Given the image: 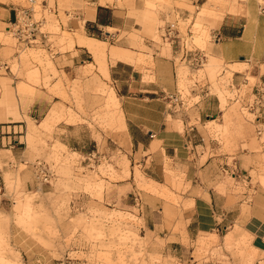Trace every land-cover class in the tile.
Returning <instances> with one entry per match:
<instances>
[{
  "label": "rangeland",
  "instance_id": "obj_1",
  "mask_svg": "<svg viewBox=\"0 0 264 264\" xmlns=\"http://www.w3.org/2000/svg\"><path fill=\"white\" fill-rule=\"evenodd\" d=\"M0 1L29 11L44 34L36 44L21 47L9 32L11 26L0 29V108L12 104L17 112H26L38 99L49 103L36 109L33 119L14 117L26 122L19 124L25 126L18 136H23L20 147L29 157L15 173L5 175L0 190V264H264V252L252 249L239 223L198 235L189 230L187 213L193 203L186 162L176 167L173 154L160 151L161 157L157 146L151 150L153 166L144 163L131 153L119 110L106 116L109 109L103 108L107 95L116 92L108 72L111 52L129 50L123 44L129 40L136 50L130 54L150 81L157 60L144 42H153L158 58L175 62L178 91L186 103L179 113L170 110L174 129L184 133V116L199 101L192 92L196 85L219 100L221 117L197 124L202 135L197 144L206 149L201 162L224 156L241 160L248 171L241 178L224 172L217 188L224 195L242 196L247 212L254 197L264 193V131L253 108L256 80L248 74L240 88L231 86L233 73L249 67H227L211 53L215 19L234 11L228 8L238 0H205L198 7L174 0H100L129 8L136 27L109 29V35L99 38L83 31L88 17L79 19V11L92 10L84 0H59V18L43 6L46 0ZM183 8L189 12H180ZM72 20L80 29H69ZM176 20L185 35L193 32L188 45L205 50L202 67L191 70L173 56L175 45L162 38L168 23ZM88 37L105 46L100 60L78 46L79 38ZM91 97L103 101L97 114L89 112ZM117 100L121 110L122 100ZM254 154L259 155L258 166L250 171ZM228 162L226 169L232 159Z\"/></svg>",
  "mask_w": 264,
  "mask_h": 264
},
{
  "label": "crops",
  "instance_id": "obj_2",
  "mask_svg": "<svg viewBox=\"0 0 264 264\" xmlns=\"http://www.w3.org/2000/svg\"><path fill=\"white\" fill-rule=\"evenodd\" d=\"M84 1L91 5L92 9L89 12L79 11V19L88 17L83 25L85 34L108 35L109 29L121 31L128 24L136 27L135 22L130 21L129 8L120 7L116 3L101 4L100 0ZM174 1L198 7L205 0ZM50 2L51 0H46L43 6L50 12L54 11L59 18V0H55L54 8H51ZM228 9L234 11L228 10L220 20L215 19L217 26L212 32L214 44L211 53L213 58L222 61L227 67H249L245 68V72L237 70L233 73L231 86L240 88L246 82L247 75H253L256 80L254 91L257 97L253 108L259 111L258 124L264 131V4H260L259 0H238ZM18 10L19 7L11 1H0V29L14 23ZM180 12H189V10L183 8ZM76 28L80 29V26L75 20L69 22L70 30L74 31ZM90 38L92 37L79 38L78 46L100 60L105 55L106 48L96 38ZM123 44L130 49L122 48L121 51H112L113 64L108 66L109 79L113 82L114 91L122 100L121 110L118 96L116 97V92H112L107 95L103 103V108L109 109L108 112L105 111V115L110 116L111 111L119 110L120 125L128 130L131 153L139 155L144 163L147 164L150 161V166H153L156 156L151 150L157 146H159L157 152L161 157L160 151H163L165 155L168 154L167 152L173 154L170 157L176 167H181L182 161L186 162L187 179L192 186L189 200L193 203L192 209L187 213V216L191 217L189 230L193 228L192 231L198 235L219 231L221 228L239 223L250 237L252 249L258 253L264 252V193L257 194L254 197L255 202L251 203L249 210L243 213L242 196L224 195L217 188L223 179L224 172H231L238 176L248 169L242 166L240 159L230 156L209 157L204 163L201 162L206 149L202 144H197L202 137L197 124L202 123L203 120H216L221 117L219 100L207 93L201 84L196 85L192 92L199 97V101L195 104L192 113L184 116L185 130L182 134L168 121V116H171L168 95L178 91L175 62L158 58L159 50L153 42L146 40L145 46L155 51L153 56L157 60V66L154 80L145 81L142 68L136 62L137 57L130 54L136 50L132 49L127 39L123 40ZM173 56L175 57L174 52ZM58 59L61 62V55ZM93 89L96 93L101 92ZM114 99L118 103V109L114 107ZM102 102L99 97H91L87 105L89 112L99 113ZM44 103L49 106L48 102L39 99L31 102L26 106V112H17L12 104L9 106L6 104L0 108V115L4 117L0 120V190L5 187V175L8 172L15 173L18 165L26 163L29 157L27 150L20 147L23 136H18L20 129L25 126L19 124L26 122L14 120V117L33 119L38 112L36 109L46 107ZM112 106L114 109L109 108ZM80 107L83 110L82 105ZM193 119L195 124H192ZM229 159H232V164L226 169L223 164L229 163ZM258 161L259 155H252L248 166L250 171L258 166ZM239 177L241 178L240 175Z\"/></svg>",
  "mask_w": 264,
  "mask_h": 264
},
{
  "label": "built area",
  "instance_id": "obj_3",
  "mask_svg": "<svg viewBox=\"0 0 264 264\" xmlns=\"http://www.w3.org/2000/svg\"><path fill=\"white\" fill-rule=\"evenodd\" d=\"M178 16L180 17L179 13ZM9 32L21 47H29L36 44L39 38L42 40L44 35L39 30L38 22L34 20L33 15L27 10H18L16 20L9 28ZM192 37L193 32L191 30H188L186 35L180 30L178 20L170 21L162 34L164 41L169 42L171 46L175 45L177 48L175 51L176 58L180 62L185 63L191 70H194L197 67H202L207 57L205 50L188 45V41ZM8 68L6 64V69ZM168 100V107L174 113L181 112L186 106L179 91L175 94H169Z\"/></svg>",
  "mask_w": 264,
  "mask_h": 264
},
{
  "label": "trees",
  "instance_id": "obj_4",
  "mask_svg": "<svg viewBox=\"0 0 264 264\" xmlns=\"http://www.w3.org/2000/svg\"><path fill=\"white\" fill-rule=\"evenodd\" d=\"M95 36L99 38L100 34H95Z\"/></svg>",
  "mask_w": 264,
  "mask_h": 264
},
{
  "label": "water",
  "instance_id": "obj_5",
  "mask_svg": "<svg viewBox=\"0 0 264 264\" xmlns=\"http://www.w3.org/2000/svg\"><path fill=\"white\" fill-rule=\"evenodd\" d=\"M109 35V34H108Z\"/></svg>",
  "mask_w": 264,
  "mask_h": 264
}]
</instances>
